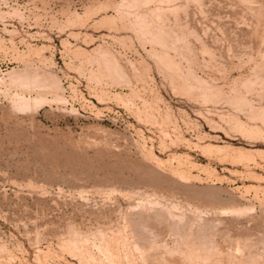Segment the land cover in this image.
Wrapping results in <instances>:
<instances>
[{
	"label": "rangeland",
	"instance_id": "374dc122",
	"mask_svg": "<svg viewBox=\"0 0 264 264\" xmlns=\"http://www.w3.org/2000/svg\"><path fill=\"white\" fill-rule=\"evenodd\" d=\"M0 264H264V0H0Z\"/></svg>",
	"mask_w": 264,
	"mask_h": 264
},
{
	"label": "bare ground",
	"instance_id": "6f19581e",
	"mask_svg": "<svg viewBox=\"0 0 264 264\" xmlns=\"http://www.w3.org/2000/svg\"><path fill=\"white\" fill-rule=\"evenodd\" d=\"M158 40V38H157ZM165 45V44H164ZM108 57V56H107ZM107 60V59H106ZM109 63V61H108ZM110 64V63H109ZM108 64V65H109ZM116 64V63H115ZM115 67V66H114ZM117 67V65H116ZM119 69V67H118ZM113 70V69H112ZM116 71V69H115ZM118 72V70H117ZM48 74V73H47ZM118 74V73H117ZM115 75V74H114ZM121 77H123L124 75H120ZM49 77V75H48ZM52 77V76H51ZM117 77V75H116ZM120 78V77H119ZM126 77H124L123 79L125 80ZM122 79V78H121ZM20 80L23 81V83L31 88H35L37 89L38 87H40L41 85H43L44 83H47V79H42L39 75H35L33 78L32 77H28L27 75L21 76ZM45 85V84H44ZM45 102V100L43 98H39L37 99V101L35 102V107H41L42 104ZM16 103V102H15ZM18 108L22 111L25 110H30L31 109V105L25 100V98L21 97L18 100ZM39 109V108H38ZM183 224V223H182Z\"/></svg>",
	"mask_w": 264,
	"mask_h": 264
}]
</instances>
